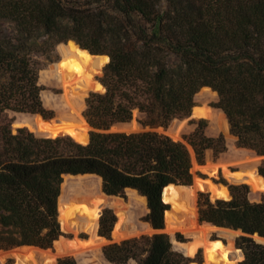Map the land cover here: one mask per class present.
Returning <instances> with one entry per match:
<instances>
[{
    "label": "trees",
    "instance_id": "16d2710c",
    "mask_svg": "<svg viewBox=\"0 0 264 264\" xmlns=\"http://www.w3.org/2000/svg\"><path fill=\"white\" fill-rule=\"evenodd\" d=\"M69 40L110 58L100 77L105 90L85 100L90 140L87 129H49L38 135L31 126L48 121L51 128L54 122L31 114H23L28 127L18 119L23 127L14 130L11 112L53 117L44 106L55 110L52 99L45 92L41 97L36 74L47 64L42 53H55L59 43ZM202 88L199 97L219 96L212 104L218 110L207 112L211 134H227L230 127L239 147L254 137L264 144V0H0V251L52 247L63 234L58 200L64 175L92 174L100 177L107 194L123 196L130 188L144 196L146 221L157 230L112 241L117 214L105 209L98 232L110 242L95 249L107 264H127L130 258L139 264H190L193 259L175 250V237L172 243L163 231L169 204L162 192L170 184H193L189 146L202 166L208 151L215 158L226 151V141L223 134H207L204 118L192 120L196 127L179 140L155 128L190 117ZM135 109L145 114L140 123L150 130H111L130 122ZM60 132L74 139L55 136ZM228 141L227 163L246 157L232 147V138ZM259 173L264 176V165ZM220 182L231 198L211 201L200 193V222L241 230L242 240L247 235L264 245V239L252 236L264 237V195L252 201L247 184ZM177 239L184 241L181 234ZM195 239L181 246L189 255L202 246ZM85 255L72 257L79 262ZM60 264L76 262L66 258Z\"/></svg>",
    "mask_w": 264,
    "mask_h": 264
},
{
    "label": "rangeland",
    "instance_id": "374dc122",
    "mask_svg": "<svg viewBox=\"0 0 264 264\" xmlns=\"http://www.w3.org/2000/svg\"><path fill=\"white\" fill-rule=\"evenodd\" d=\"M2 28L5 29V26H3ZM77 53L83 56L90 55L86 50H81V48L73 43H69L68 45L59 43L55 50V53H52L51 50L42 53L43 60L47 62L46 66L43 68V71L40 73V76L44 80V83L42 85V92H45V94L52 99V104L54 105L55 110L51 107L46 106L45 103L44 106L47 109L53 111L52 122H54V124L53 126L51 125V128H49L50 125L47 123L48 121L44 122L41 120L43 122V125H38L36 128H33V126H31L30 130L33 129L32 131L36 133L46 135L49 129L58 130V128H74L87 129V137L88 134H90L91 129L89 128V125L87 124V121L83 116V111L86 107L85 100L88 97L87 91L89 93L104 91L103 88L100 87L95 80L97 79L100 81L103 70L102 72H99L96 68H94L93 71L85 69L83 67V64L76 60ZM99 59H101L99 60L102 63L101 67L104 68V66L102 65L107 62L108 59L105 57ZM62 68L67 69L70 72L69 78L65 80L66 82H63V80H61V76H59L58 74V70H61ZM87 71L90 72L89 78H87ZM36 75L39 76V74ZM57 78L60 79L62 84H60L59 81V83H56ZM87 79L90 80L89 88H82V86L87 82ZM203 89H201L195 96L197 107L203 108L201 109L202 115L198 116L193 113L192 116L188 118L175 120L174 124H176L177 129L173 132L164 131L163 127H157L155 128V130L166 133L175 140H179L182 138L183 134H187L193 131L196 127L195 124L191 123L192 120L204 118L207 120L209 125V118L207 117L208 109L206 107L208 105H211L213 109L218 110L216 106L212 105L213 103L217 102L218 99L209 95L199 97L198 95H200ZM71 103L76 105V107L78 104L79 107L77 108L80 110L79 112L81 116H76L71 113ZM34 117V119L40 120L38 116ZM144 118L145 114L141 113L138 109H135L133 112V119L128 124L129 126L132 125V128L124 126L123 128L119 129V131L139 132L150 130L151 128L149 126L143 127L140 123V120H143ZM18 119L19 121H22L21 125L27 127L29 126V122L25 115H19ZM206 132L208 135L214 137L223 134V131H219V133L216 134H211L212 132L210 133L208 128L206 129ZM223 137L227 145L226 151L216 158L213 156L212 151H209L207 154V159H213L215 162L214 164H211V162L207 160L204 166L199 165L194 152H192L191 155L194 167L193 183L195 184L197 182H200L202 186L203 183L207 184L208 189L210 190V192H212L213 196L221 198H226V196L228 195V191L225 187L220 186V180H225L229 184H247L250 188V191H252V186L249 183H239L232 180V177L235 176L236 173L246 171V169L248 168L254 167L256 172L259 171V168L264 165V144L257 142L254 137L250 141L251 143L249 142L250 144L248 143L246 147H239L236 137H233L228 133L223 134ZM228 138L233 139L232 147L237 150L244 151L243 155L246 152V157L244 155V158L239 161L233 160L234 162L227 163L228 160L226 159L229 152L231 151ZM224 166L227 170L222 169V167ZM212 167L213 169L214 167H216L215 172L211 170ZM212 181H215L216 183H218V185H215ZM256 190L260 191V193L264 195V189ZM200 193L208 194V191L204 190V187L199 189L196 192V198L194 202L197 213V221L199 224L205 225L203 222H200L198 215L197 199ZM119 197L105 196L101 192V180L96 176L67 177L61 197V206L64 216V224L68 228V232L65 234V236L72 240L66 242L65 251L69 248L70 245H74V243H76L77 245L81 243H84V245H86L87 243H91L93 248L83 250L85 251L86 255L84 259L80 260L79 262H77V260L72 257L75 256V253H73V251L70 253L53 252V260H46L45 264H57V260H59L60 262L61 260L66 258L75 260L76 264H107L104 261L101 253L98 252V248L95 249L96 247L101 248L110 242L107 239L106 240L108 242H106L103 237L97 236V232L99 230V222L97 226L96 213L97 211H99V209H103V207L112 208L115 211L114 213L117 214L116 216L118 223L115 227L114 232L120 235V239L115 242H120L131 237H138L140 235L150 236L157 232V230H154L149 225V222L146 221V215L148 214L149 210L147 202L142 201V196L140 194L132 190H126L125 194ZM252 199H254L255 201H259V196H255ZM167 203L169 204V209L172 210V204L170 202ZM176 214L180 220L185 219V217H181L182 212L176 211ZM77 221L83 224V228L77 225ZM209 229L211 230V234L206 241H204V239H201V237H197L194 235L190 236L178 232L174 236L175 243H173L172 235L169 234L173 243V248L183 253L184 249H182L181 246L197 243L198 241L195 238H199L202 242V246H198L194 252V255L191 257V259H193V262L196 264H206L208 256L207 251L212 248L210 241L229 246L231 252L227 257L229 260H232L231 264H242L243 262H245V264H264V245H258L256 244V242H253V238L251 236L245 235V239L242 240L240 237L243 234L232 232L227 229H217L212 227H209ZM177 234H181L184 237V241H179L177 239ZM224 240H227L226 244L222 242ZM241 246L243 248H241ZM238 249L243 252L242 258H238L241 253ZM83 251L76 252V255ZM222 258V256H218V254L215 253L213 255V260H211V264H225L227 260H223ZM14 261V258L7 257L4 260V263L12 264ZM127 264H139V259L130 258L127 261Z\"/></svg>",
    "mask_w": 264,
    "mask_h": 264
},
{
    "label": "bare ground",
    "instance_id": "6f19581e",
    "mask_svg": "<svg viewBox=\"0 0 264 264\" xmlns=\"http://www.w3.org/2000/svg\"><path fill=\"white\" fill-rule=\"evenodd\" d=\"M82 50V49H81ZM107 58V57H105ZM76 60L81 62L83 64V67L85 69H88L89 71H93L94 68L98 69L101 67V62L98 57H93L92 55H81L79 53L76 54ZM89 73L87 71V78H89ZM59 76H61V80L63 82H66L65 80L69 78L70 72L67 69H59L58 70ZM89 82L90 80L87 79V82L82 86V88H89ZM73 92V91H72ZM71 92V93H72ZM71 107V113L76 116L80 115V110L77 108L79 107L77 104L74 105L73 103L70 104ZM88 124V123H87ZM125 127L132 128V125H126ZM189 150L192 154L193 149L189 146ZM222 169L227 170L226 167H222ZM194 171V167H193ZM205 171V170H204ZM213 171H216V167H214ZM207 172V171H206ZM214 174V173H213ZM230 174V173H229ZM232 174V173H231ZM234 174V173H233ZM228 176V175H227ZM233 176V175H232ZM232 180L237 182H247L249 183L253 188L256 189H264V179L257 174L255 171V168H248L246 171H242L241 173H236L235 176L232 177ZM203 186L200 182L195 183V187H169L167 190L166 198L164 197L165 202H170L172 204L173 209L165 212V215L168 218L169 226L164 232L175 236L177 232L186 234V235H194L197 237H201V239H204V241L208 240V237L211 234V230L209 229V226H204L198 223L197 221V213L194 206L195 198H196V192L201 189ZM176 211L182 212V218L185 217V219L180 220L176 214ZM78 222V221H77ZM77 225H79L81 228H83V224L78 222ZM108 242V241H106ZM212 248L207 251V261L206 264H211V260H213V255L215 253L218 254V256H222L223 260H227L225 264H231L232 260L228 259V255L230 254L231 250L229 246H225L222 244H219L217 242L210 241ZM93 248L91 243H87L84 245L82 244H76L70 245L69 248L64 253H70L73 251V253L80 252L83 250H87ZM75 249V250H74ZM7 257L14 258V262L12 264H45V261H51L54 258V254L50 250H40V249H29V248H23L20 250L15 251H7V252H1L0 253V264H5L4 260ZM53 264V263H48Z\"/></svg>",
    "mask_w": 264,
    "mask_h": 264
},
{
    "label": "water",
    "instance_id": "95a60500",
    "mask_svg": "<svg viewBox=\"0 0 264 264\" xmlns=\"http://www.w3.org/2000/svg\"><path fill=\"white\" fill-rule=\"evenodd\" d=\"M69 43H73V44H75L76 46H78L79 48H81V49H83V50H86V51H87L90 55H92L93 57H98V58H102V57L104 58V57H107V58H108L107 62H105L102 66H105V65L109 62V60H110L109 56H107V55H96V54H92L89 50L82 48V47H81L79 44H77L75 41L69 40L68 42L63 43V44L68 45ZM102 70H103V67H99V68H98V71H99V72H102ZM95 80H96V82L99 84V86L102 87L103 90H105V87L102 85V83H101L99 80H97V79H95ZM38 81H39V84L43 85L44 80L42 79V77H41L40 75L38 76ZM204 88H209V87H204ZM202 89H203V88H202ZM210 89H211V88H210ZM211 90H212V89H211ZM212 91H213V90H212ZM213 92H215V91H213ZM215 93H216V92H215ZM42 94H43V92L41 93V97H42ZM89 94H90V93L87 91V96H89ZM216 94H217V93H216ZM195 96H196V95H195ZM217 99H219L218 94H217ZM42 100H43V98H42ZM43 103H44V102H43ZM206 108H207V109H213V107H212L211 105H208ZM201 109H203V108H200V107L195 106L194 109H193L192 114L195 113V114L198 115V116L202 115V114H201ZM217 109H218V108H217ZM219 110H221V109H219ZM223 113H224V112H223ZM21 114H31V115H35V116H40L43 120H53L52 118H46V117H44V116H43L42 114H40V113L11 112V114H10L11 126H12V128H13L14 130L23 127V126H18V117H19V115H21ZM192 114H191V116H192ZM224 115H225V113H224ZM225 117H226V115H225ZM226 119H227V118H226ZM175 120H178V119H174V120L169 124V126H168L167 128H163V130H164V131H168V132H173V131H175V130L177 129L176 124H174V121H175ZM130 122H131V121H130ZM130 122H127V123H116V124H114V125L112 126L111 130H113V131H119V129H121V128H123L124 126L128 125ZM88 125H89V124H88ZM210 125H211V120L209 119V125L207 126L208 129H209ZM89 128L92 130V127H91L90 125H89ZM28 129H29V128H28ZM29 130H30V129H29ZM30 131H32V130H30ZM33 132H34V131H33ZM34 133H36V132H34ZM36 134H38V135H42V136H45L44 134H40V133H36ZM228 134H229V135H232L233 137H236L235 135H233V134L231 133V131H230V127H229V132H228ZM65 135L71 136V135L66 134V133H64V132H60V133L55 134V136H65ZM49 137H54V136H49ZM71 137H72V136H71ZM72 138H73V137H72ZM236 138H237V137H236ZM73 139H74V138H73ZM181 139H182V138H181ZM89 140H90V134H88V137H87V140H86V141L88 142ZM81 143H82V142H81ZM193 152H194V151H193ZM208 152H209V151H208ZM208 152H207V154H208ZM207 156H208V155H206V161L209 160V161L211 162V164H214V163H215L214 160H213V159H207ZM202 166H204V165H202ZM209 169H210V168H209ZM211 170H213V167L211 168ZM257 174H258L259 176H261V177L264 179V176L261 175V174L259 173V171H257ZM77 176H96V177L100 178L99 176H97V175H92V174H79V175L67 174V175H64V180H63V182H62V184H61V193H60L59 200H58L59 221L61 222V229H62V233H63V234H62L57 240L54 241L52 247L47 248V249H43V248L36 247V246L24 245V246L16 247V248H13V249H10V250H6V251H5V250H2V251H0V253H1V252H7V251L20 250V249H23V248H29V249L32 248V249H40V250H51L52 252H56L57 250L64 249V248L66 247V242H68V241H70V240H72V239L67 238V237L65 236V234L68 232V228H67V227L65 226V224H64V216H63L62 206H61V196H62V194H63L64 185H65V181H66L67 177H77ZM212 182H213L215 185H218V183H216L215 181H212ZM171 186H173V187H186V186L178 185V184H170V185L166 186V187L163 189V192H162V198H163V201H164V202H165L164 197L166 196V194H167V192H168L167 189H168L169 187H171ZM220 186H223V187H225V188L227 189V191H228V195L226 196V198H221V197L213 196L212 192H210V190L208 189V185L205 184V183H203L204 190H207V191H208V195H209V198L211 199V201H216V200H218V199H230V198H231V194H230V191H229L228 186H226V185H224V184H222V183L220 184ZM190 187H191V188H194V187H195V184L193 183L192 185H190ZM126 190H134V189H130V188H128V189H126ZM251 190H252V191L249 192V196L251 197V198L249 197L250 199H252V198L255 197V196H259V200L262 199L263 195L260 193V191H257L256 189H253L252 187H251ZM134 191H136L138 194H140L137 190H134ZM101 192H102L105 196H108V197H111V196H112V197H119V196H116V195H110V194H107V193L104 191V189H103L102 180H101ZM140 195H141V194H140ZM141 196H142V195H141ZM142 197H144V196H142ZM119 198H120V197H119ZM145 199H146V197H145ZM252 201H255V200L253 199ZM146 202H147V199H146ZM165 203H167V202H165ZM100 208H101V207H100ZM105 208H108V207H105ZM105 208L103 207V209H99V211H97V213H96V216H97V218H96L97 226H98V222H99L98 218L101 216V214H102V212H103V210H104ZM170 210H171V209L167 210L166 212H168V211H170ZM117 223H118V221L116 222V224H115V226H114V229H113V231H112V234H111V240H112V241H117V240L120 239V235H118L117 233L114 232ZM205 223H206V222H205ZM207 224H210V223H207ZM149 225H150V224H149ZM211 225H212V224H211ZM150 226H151V225H150ZM168 226H169L168 218H167V216L165 215V228L167 229ZM212 226H214V227H216V228H223V227H217V226H215V225H212ZM165 228H164V229H165ZM223 229H227V230L232 231V232H236V233H239V234H243L241 230H235V229H232V228H223ZM97 236L101 237V236L99 235V232H97ZM252 236H256V237H258V238L264 239V237H261V236H259V235H257V234L252 235ZM222 242H223L224 244H226V243H227V240H224V241H222ZM183 254H184L186 257H188V258H191V257L194 255V253H193L192 255H189V254H187L186 252H183ZM56 262H57V264H60L59 260H57ZM190 264H196V263H194L193 261H191Z\"/></svg>",
    "mask_w": 264,
    "mask_h": 264
}]
</instances>
